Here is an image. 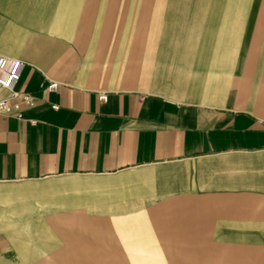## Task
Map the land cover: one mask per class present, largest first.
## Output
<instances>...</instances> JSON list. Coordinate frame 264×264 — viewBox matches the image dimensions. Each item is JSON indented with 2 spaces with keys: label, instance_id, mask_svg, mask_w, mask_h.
Segmentation results:
<instances>
[{
  "label": "crops",
  "instance_id": "0c3cea01",
  "mask_svg": "<svg viewBox=\"0 0 264 264\" xmlns=\"http://www.w3.org/2000/svg\"><path fill=\"white\" fill-rule=\"evenodd\" d=\"M0 55V264H264V0H0Z\"/></svg>",
  "mask_w": 264,
  "mask_h": 264
},
{
  "label": "built area",
  "instance_id": "2783aa9c",
  "mask_svg": "<svg viewBox=\"0 0 264 264\" xmlns=\"http://www.w3.org/2000/svg\"><path fill=\"white\" fill-rule=\"evenodd\" d=\"M24 63L16 58L0 55V91H7L6 97H0V115H13L17 119L23 118V108L32 107L35 104V98L29 93L19 92L14 89L19 80L20 72ZM58 88L57 82H50L45 90L48 93L55 92ZM101 101L106 100V95L99 96ZM57 108L55 105L52 106Z\"/></svg>",
  "mask_w": 264,
  "mask_h": 264
}]
</instances>
